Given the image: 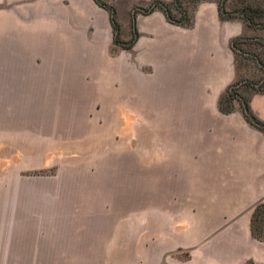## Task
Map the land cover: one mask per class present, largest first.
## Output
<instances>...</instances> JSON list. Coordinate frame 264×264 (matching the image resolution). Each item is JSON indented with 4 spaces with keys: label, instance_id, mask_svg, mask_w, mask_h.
Masks as SVG:
<instances>
[{
    "label": "crops",
    "instance_id": "1",
    "mask_svg": "<svg viewBox=\"0 0 264 264\" xmlns=\"http://www.w3.org/2000/svg\"><path fill=\"white\" fill-rule=\"evenodd\" d=\"M143 16L150 37L136 45L152 73L139 92L129 71L123 78L125 185L111 157L109 171L65 187L55 216L53 175L32 173L52 169L55 145L69 143L71 15L63 0H0V264H264V240L249 228L264 203V131L238 103L217 108L236 79L229 40L242 23L219 19L213 1L198 4L190 27ZM95 25L90 41L76 37L75 61L110 98L116 66L99 53V12ZM248 104L264 121V92ZM108 137L86 140L101 155Z\"/></svg>",
    "mask_w": 264,
    "mask_h": 264
},
{
    "label": "rangeland",
    "instance_id": "2",
    "mask_svg": "<svg viewBox=\"0 0 264 264\" xmlns=\"http://www.w3.org/2000/svg\"><path fill=\"white\" fill-rule=\"evenodd\" d=\"M108 5H111L115 11V17L119 24V38L123 41L131 36L130 13L134 7L145 6L151 0H103ZM213 0H200L193 7L190 0H181L182 6L187 12L196 9L200 2H208ZM214 0L213 2H216ZM248 4H252L259 8L264 6V0H244ZM64 6L68 9L71 15L70 23V79H71V97H70V115L69 128L70 138L69 143L64 145H55L54 147V165L52 169L37 170L32 174L41 176L50 174L53 175L54 186V208L55 216H59L56 208L62 205V198L68 195L64 194L65 187H76L79 183V175L85 171L95 170H110V158L118 160V181L119 186L125 185V178L120 175L125 174L126 163L125 153L119 152L125 149L123 138L126 136L127 125L125 114L120 111H125V82L124 77L129 71L133 76L132 86L135 90L142 89L143 84L148 85L151 79V66L146 64L148 56L147 52L136 45V42L129 49H121L117 45L111 43V30L108 22L107 12L97 6L92 0H63ZM79 12L80 18H76ZM99 12L102 15L105 38L99 48L100 55L108 62H113L116 66L111 76H106L113 83V96L100 99L95 89V77L93 70L90 67L76 65V52L78 35H82L88 41L95 35L97 27L95 25V15ZM154 15H160L159 9H154ZM194 13V12H193ZM192 13V14H193ZM74 17V18H73ZM84 18V19H83ZM147 18L139 13L135 15V28L138 31L140 43L143 40H148L150 35L142 32L141 25ZM239 19V18H235ZM240 20V19H239ZM241 21V20H240ZM264 21V18H261ZM79 22V24H77ZM242 23L241 35L247 39L260 37L264 39V28L245 26ZM79 25V28L77 27ZM137 40V39H136ZM244 50L250 52H260L262 47L253 40L241 44ZM138 47V48H137ZM264 53V52H263ZM233 61L239 67L238 75L240 78H248L257 80L260 73L252 60H241L237 54H233ZM145 63V64H144ZM106 80V79H103ZM77 82H80L78 87ZM148 82V83H147ZM112 93V92H111ZM73 95V96H72ZM104 102V103H103ZM114 106L117 108V113H109L108 107ZM102 107H105L106 112L101 114ZM134 122L140 121L141 115L135 114ZM148 123L147 121H143ZM110 131L112 134L110 135ZM100 135L102 138L115 137L112 145H104L102 153L89 147L87 138ZM113 149H117L115 152ZM113 151V152H110Z\"/></svg>",
    "mask_w": 264,
    "mask_h": 264
},
{
    "label": "trees",
    "instance_id": "3",
    "mask_svg": "<svg viewBox=\"0 0 264 264\" xmlns=\"http://www.w3.org/2000/svg\"><path fill=\"white\" fill-rule=\"evenodd\" d=\"M97 6L104 9L108 14V22L111 30V43L117 45L121 49H129L138 37L135 28V15H148L154 9H159L163 14L165 20L173 25L182 27H190L193 22L194 9L187 12L186 8L182 6L181 0H151L145 6L134 7L130 13V27L131 36L129 39L123 41L119 38L120 28L115 17V11L111 5H108L103 0H92ZM193 7L200 0H190ZM214 1V0H213ZM218 17L221 20H232L239 18L245 26L264 28V6L259 8L252 4L246 3L244 0H217ZM253 40L254 43L260 45L263 49L258 52H250L243 49L241 44ZM229 48L233 54H237L241 60H252L255 67L260 73L257 80L248 78H240L238 75L239 67L234 63V70L236 79L227 85L225 89L219 94L217 99V108L221 113H229L234 110L235 103H238L239 108L245 120L264 131V121L259 120L251 111L248 101L252 94L264 92V39L255 37L247 39L241 34L232 37L229 40ZM234 60V59H233ZM250 233L257 240H264V203L258 202L253 206L250 223Z\"/></svg>",
    "mask_w": 264,
    "mask_h": 264
},
{
    "label": "water",
    "instance_id": "4",
    "mask_svg": "<svg viewBox=\"0 0 264 264\" xmlns=\"http://www.w3.org/2000/svg\"><path fill=\"white\" fill-rule=\"evenodd\" d=\"M132 12V11H131Z\"/></svg>",
    "mask_w": 264,
    "mask_h": 264
}]
</instances>
